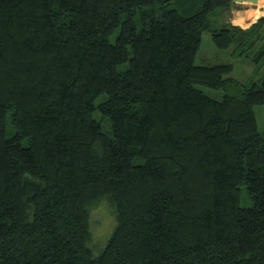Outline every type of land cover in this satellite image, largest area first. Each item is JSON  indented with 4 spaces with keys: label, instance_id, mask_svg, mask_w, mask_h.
I'll return each instance as SVG.
<instances>
[{
    "label": "trees",
    "instance_id": "trees-1",
    "mask_svg": "<svg viewBox=\"0 0 264 264\" xmlns=\"http://www.w3.org/2000/svg\"><path fill=\"white\" fill-rule=\"evenodd\" d=\"M235 6L0 0V264H264V76L195 63L205 31L264 63V15Z\"/></svg>",
    "mask_w": 264,
    "mask_h": 264
},
{
    "label": "rangeland",
    "instance_id": "rangeland-1",
    "mask_svg": "<svg viewBox=\"0 0 264 264\" xmlns=\"http://www.w3.org/2000/svg\"><path fill=\"white\" fill-rule=\"evenodd\" d=\"M236 4L238 5V3ZM247 5L249 7H253L251 6L252 3H249ZM258 5L261 7L264 5V2H259ZM242 8H244L243 5L242 7L235 6L233 9L232 22L236 25H240L238 24L239 19H241L240 10H245ZM262 11H264V9ZM258 19H256V21ZM111 40L114 42L115 35L111 36ZM233 49V46L226 49L218 48L213 42L211 33L205 31L202 33L201 45L196 55L195 63L197 65L232 64L233 69L228 74V76L237 78L243 83H247L250 80L260 81L264 76V63H255L246 56L234 55L232 53ZM200 88H202L207 94L216 99H222L225 94V91L222 89H213L206 86H200ZM254 110L257 117L259 131L264 134V104L255 105ZM95 117L101 120L104 131L110 134V128L107 125L106 121L102 119V115L100 113H96ZM13 132L14 130L12 129V127L7 128L8 137H11ZM251 205L252 200L248 196L246 190L243 189L241 194V206L250 207ZM115 224V214L111 207L107 206V204H99L93 209L91 217V246L95 250H99L103 246L106 239H108V237L113 232Z\"/></svg>",
    "mask_w": 264,
    "mask_h": 264
},
{
    "label": "crops",
    "instance_id": "crops-1",
    "mask_svg": "<svg viewBox=\"0 0 264 264\" xmlns=\"http://www.w3.org/2000/svg\"><path fill=\"white\" fill-rule=\"evenodd\" d=\"M247 4H249V3L244 2V3H238V5H237V6H241V7L243 5L244 8H242V9H245V10H240L241 11L240 12L241 13V16H240L241 19H239L238 24H240V26H242V27L250 26L252 23H254L256 21V19H258L264 15V11H262L264 9L263 8L264 6L260 7L258 4H252L251 6H253V7H249Z\"/></svg>",
    "mask_w": 264,
    "mask_h": 264
},
{
    "label": "water",
    "instance_id": "water-1",
    "mask_svg": "<svg viewBox=\"0 0 264 264\" xmlns=\"http://www.w3.org/2000/svg\"><path fill=\"white\" fill-rule=\"evenodd\" d=\"M233 3H243L248 2L252 4H258L260 0H231Z\"/></svg>",
    "mask_w": 264,
    "mask_h": 264
},
{
    "label": "bare ground",
    "instance_id": "bare-ground-1",
    "mask_svg": "<svg viewBox=\"0 0 264 264\" xmlns=\"http://www.w3.org/2000/svg\"><path fill=\"white\" fill-rule=\"evenodd\" d=\"M259 2H264V0H260ZM244 3V2H243Z\"/></svg>",
    "mask_w": 264,
    "mask_h": 264
}]
</instances>
